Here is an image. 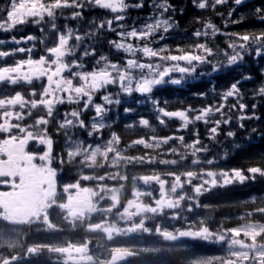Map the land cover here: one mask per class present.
<instances>
[{
  "label": "snow or ice",
  "instance_id": "obj_1",
  "mask_svg": "<svg viewBox=\"0 0 264 264\" xmlns=\"http://www.w3.org/2000/svg\"><path fill=\"white\" fill-rule=\"evenodd\" d=\"M193 3L200 9L206 7L215 8L217 5L227 3V0H193ZM244 3V0H234V4L239 6ZM95 5L100 9L110 10L114 13L112 19L101 20L98 24H94L96 31H88L83 35L79 34L71 27H67L61 31L56 20L58 15L63 14L64 9H72V18H81L82 11L77 9H84ZM131 7H143V2L130 4L126 0H8L6 7H0V31L10 32L18 26H23L28 23L34 25L48 24L56 33V40L54 46L45 47L44 54L40 55L38 59L31 56L32 48L17 47L10 51L0 50V58H7L14 56L16 53H28L26 59H20L10 66H0V84L19 85L20 83H27L32 85L34 81H43L46 78V83H41V91L37 92L33 88L28 96L31 99H26L25 95L16 91L14 95H6L0 97V133H7V137L0 139V186L6 187L8 190H0V221L7 222L13 225H31V224H46L48 229L55 230L57 226L52 224L49 219V210L58 207L64 215V220L70 223L73 227L77 221L83 223L86 219L91 220L93 214H101L102 219L98 223L87 224L88 231L100 230L107 234V238L112 240L115 236H127L133 233H154L159 236L162 241L176 242L180 244L183 238H190L193 240H201L212 243L227 244V257H213L209 260H197L192 264H213V261L219 264H264V222L252 220L251 217L255 214L264 215V206L255 208L246 214L248 219L241 217L244 223L239 226L220 229L218 231L211 230L204 221H199V227H188L187 229L169 230L162 227L161 224H156L154 229L146 226V221L162 217L166 210H172V219L179 218L182 202L192 201L204 192L209 191L212 187L227 186L233 183H244L247 180H254L256 174L264 176V168L249 167L246 175L245 171L239 168H233L228 171L221 170L214 171H185L181 174L169 172L166 175L173 177L170 186L166 189L168 181L162 179L160 175H141L132 177V198L127 199L124 203L122 211L118 210L121 205V195L125 187L121 184L119 188L108 187L102 182L106 179L116 181H127V175H121L119 171L104 175L95 174H81L80 178L74 183L64 184L62 192L57 190V169L51 167L53 162V140L48 134L47 126L51 119H54V109L57 105L65 103L76 105L70 111L63 113L62 121L58 122L57 132L63 131L66 139V157L61 155L58 161L61 165L65 163H73L79 159V164L89 169L96 167H104L105 163L109 166L116 167L122 162L127 165L131 163H152L154 158H147L145 156H127L122 155L117 145L120 143V137L115 133H111V138L103 143H87L78 137L74 138L71 133L72 129H84L87 136L94 135L102 136V131L110 127L105 123L110 108L107 106L116 104L119 105L121 101L114 97L110 92H106L101 97L103 103H95L94 97L101 90H106L110 85H116L121 92L131 95L134 92L141 95L151 94L156 86L168 83L166 80L171 73L179 72L181 74H190L196 71L197 64H212L209 59L214 55L213 48L208 44L198 43L189 45L187 47L177 46L173 54V50L167 46L161 48L151 47L153 38L158 32L167 33L173 28L174 23L171 18H155L152 23H145L142 27L129 26L124 28L122 23H118L121 29L117 32L118 40H110L108 43L117 51H123L131 58H126L121 62H113L106 55H100L99 59L91 71L83 70L85 65L81 60L75 58L74 54L81 46L85 36H95L96 33L107 26L109 31L116 32V28L112 25L114 22H120L125 19L122 13ZM162 9L160 16L167 12L170 5L165 0L164 3L154 5ZM234 11V10H233ZM254 14L264 20V8L257 7L254 9ZM232 16V11L228 13ZM47 18V19H46ZM240 20H233L232 23H240ZM204 28L208 31L197 30L194 35L196 37L211 36L215 37L219 29L211 23V21L204 23ZM44 31V28H41ZM235 40L228 44L232 49V54L227 57V64L233 65L243 59V53L254 51L256 56L264 55V31L259 33H231ZM36 37L29 35L17 39L15 36L11 37L12 42L19 45L22 40L32 41ZM160 40L164 39L163 35L159 36ZM71 40H75V44H70ZM131 40L144 41L141 43H132ZM43 42V41H42ZM6 41L0 39V45L5 44ZM252 45L256 47L252 49ZM198 50V51H197ZM137 54L141 57L157 58L156 62H144L137 59ZM96 49L94 47H85L83 56H95ZM73 57L72 59H68ZM183 62V66L182 63ZM220 67L219 62L212 66L213 71H217ZM250 79V77H243ZM183 79H171L170 83L180 84ZM240 81L232 83L230 87L221 94V100L226 102L229 97L240 96V89L238 87ZM258 94L264 95V86L260 87ZM119 93H116L118 96ZM205 95V93H200ZM39 97L38 99L36 97ZM154 103H156L154 101ZM82 104V107H79ZM19 107L21 111H13L15 107ZM39 107L45 109V115L38 116L32 125L22 126L20 123H12L13 118L17 121L25 119L23 110L27 108V115H32V110ZM225 103L216 105H208L199 109H194L190 105L182 110L167 111L165 108L158 107L160 116L157 117L160 124L165 123L164 117L178 118L182 121V128H187L189 124L196 121L209 122V116L213 113L224 115ZM233 109L237 108L236 104L231 106ZM248 106L244 103H239L238 108L243 113V110ZM253 104L252 108L255 109ZM89 109L94 110V116L91 118V123L88 124L82 118V114ZM125 112L131 109H124ZM189 113H195L190 117ZM255 113L251 116L240 115V121L253 119ZM231 117L223 120H215L214 126L209 129L210 136L215 138L219 126L228 124ZM141 126L149 127L148 119L141 117L138 121ZM132 127V125H127ZM243 128L244 124L241 123ZM17 130L20 135H13L12 130ZM255 131V129H253ZM196 139L191 144H185L184 147L192 149V156L198 152H207L206 146L200 147L201 141L198 132L195 133ZM235 133L227 132V136L232 137ZM172 139L184 141L183 136L174 137H157L155 135L148 139L143 137L132 141L128 145L131 148L133 145H143L145 148H160L161 144H167ZM30 141H36L40 145L46 146V151L43 154L36 152H29L26 146ZM172 152H177V149H170ZM110 154L111 157H110ZM98 158L102 163L98 164ZM183 159V157H182ZM39 160L40 163L36 161ZM162 164H176V160H160ZM193 163H199V160H193ZM212 163L211 160L208 161ZM182 176L185 178L182 180ZM205 176L210 179H205ZM198 179L201 182L194 184L193 180ZM142 181L145 186H151L154 182L158 185V195L152 191H140L136 187V181ZM81 181H95L96 187H86L81 185ZM185 185L191 187L195 196L188 195L183 191ZM178 189L180 192L178 193ZM63 195L65 200L58 201V197ZM150 198V203H144L143 198ZM108 200L110 203L107 206H101V202ZM197 206H199L197 204ZM193 205L188 204L187 211H192ZM115 210V211H114ZM114 214L116 219L110 222V215ZM134 218H139L138 222ZM119 221H124L125 227L119 226ZM243 237V238H241ZM89 241L85 240L82 243H73L67 241L64 246H52L50 244H36L27 246L23 255L20 253L13 254L0 258V264H13V262L20 261L29 256H39L43 249L49 253L61 254L66 257L64 264H118L129 257H137L142 252L146 253H160L164 249L160 247L143 248L139 251L128 247H114L110 252V259L100 260L89 254ZM0 245L15 249L21 247L17 239H13L11 235L6 234L0 230Z\"/></svg>",
  "mask_w": 264,
  "mask_h": 264
},
{
  "label": "trees",
  "instance_id": "obj_2",
  "mask_svg": "<svg viewBox=\"0 0 264 264\" xmlns=\"http://www.w3.org/2000/svg\"><path fill=\"white\" fill-rule=\"evenodd\" d=\"M149 0H143V7L133 14L135 9L129 8V14L133 16H140L148 11L145 6ZM164 3L165 0H158ZM170 5L167 12L163 13L162 17L166 19L171 18L174 23L172 29L166 33L164 38V45L175 52L177 46L187 47L200 43V39L207 41L208 46L212 44L213 50H218V54L212 61V65L219 62L220 67L217 71L212 68L201 69L200 66L196 71L190 74H175L176 79H183L180 84L168 83L156 86L151 94L141 95L140 93H133L128 99H124L122 104L118 106V117L111 122L110 127L104 129L102 132L109 139L111 133L115 132L120 137V143L117 145L121 150L122 155L127 156H145L147 158H154V162L148 163H131L125 165L123 162L116 166H109L107 163L104 167H96L90 170H84L83 173L101 175L103 170L105 173L112 174L117 171L121 175H127V181H112L106 179L107 186H114L119 188L124 184L123 193L121 195V206L126 203L127 199L132 197V177L141 175H160L162 179L168 182L173 180V177L167 176L169 172L181 174L185 171H193L199 169L201 166L203 170L211 171H228L233 168H239L245 171L249 167L264 168V95L258 94L260 87L264 86V55L256 56L254 51L243 53V59L236 64L228 65L227 57L232 54V49L228 44L235 40L231 33H259L264 31V20L259 15L254 14V9L257 7L264 8V0H256L252 3L244 5H235L234 0H227V3L217 5L215 8L206 7L205 9L198 8L193 0H167ZM211 3V0H209ZM234 10V11H233ZM83 15L81 18L73 20L81 21L77 23L72 19L70 24L79 25L81 33L91 31L85 27V24L93 19V12L87 14L85 9H79ZM160 13L162 9L159 10ZM232 11V16L228 13ZM72 14V13H71ZM70 16L68 11H64L61 20H67ZM72 16V15H71ZM244 19L240 23H232L233 20ZM211 22L217 25L224 31L223 34L213 36L196 37L194 33L200 30V27L206 22ZM60 24V23H59ZM84 26V27H83ZM110 31L105 28L100 29L95 37H88L86 40V47L96 49L95 56H89L88 63L97 59L98 55H106L109 58L115 54L114 48L108 43L113 40L110 37ZM100 47V49H99ZM252 49L255 45L251 46ZM198 51V50H197ZM224 53V54H222ZM112 59V58H111ZM198 71V72H197ZM196 73V74H195ZM171 73L169 76H171ZM243 77H250L244 79ZM237 80L240 81L238 87L240 89V96L229 97L226 102L221 100V94L226 91L230 85ZM205 93V95H200ZM154 101L156 103H154ZM225 103L224 115L213 113L209 116V122L196 121L189 124L188 127L182 128V121L178 118L164 117L165 123L160 124L157 119L159 115L158 107L165 108L167 111H176L187 108L189 105L194 109L206 107L208 105H216ZM244 103L248 107L239 110L238 104ZM237 105L233 109L231 106ZM255 104V109L252 105ZM131 109L125 112L124 109ZM255 113L253 119L240 121V115L251 116ZM195 113H189V116H194ZM143 117L150 122L149 127L141 126L138 121ZM231 117L228 124H221L215 138H212L209 129L214 126L215 120H223ZM244 127L241 128L240 124ZM132 125V127H127ZM54 128L51 133V138L54 142V156L58 158V149L60 148L65 136L61 132H57ZM255 129V131H253ZM232 131L234 136H227V132ZM199 134L201 141L200 147L206 146L207 152H198L195 156L191 155L192 149L185 148V144H191L195 139V133ZM83 135V134H81ZM166 137L183 136L184 141L172 139L167 144H161L160 148H145L143 145H133L128 147L132 141L141 137L148 139L151 136ZM170 149H177V152H172ZM111 157V155H110ZM183 157V159H182ZM160 160H176V164H162ZM193 160H199V163L194 164ZM212 163L209 164L208 161ZM63 170L74 175V180L81 174L71 170L68 163L62 165ZM182 179L184 177L182 176ZM200 181V180H198ZM94 181H88L92 184ZM198 183V182H196ZM136 187L139 190H148L149 186H145L142 181H136ZM190 189V186L187 188ZM197 204L200 208L197 211L196 217H203L205 224L212 229H227L239 226L245 221L241 219L244 217L248 219L246 214L253 211L255 208L264 206V176L256 174L254 180H247L244 183H233L227 186L212 187L209 191L204 192L196 198ZM187 201H185L186 203ZM194 207V200L191 201ZM189 214L186 217H189ZM110 222L113 217L110 215ZM252 220L264 222V215L255 214L251 217ZM204 251L209 252L208 247L203 248ZM167 253L160 252L159 256ZM149 255L142 252L137 257H130L127 263L124 264H149Z\"/></svg>",
  "mask_w": 264,
  "mask_h": 264
},
{
  "label": "flooded vegetation",
  "instance_id": "obj_3",
  "mask_svg": "<svg viewBox=\"0 0 264 264\" xmlns=\"http://www.w3.org/2000/svg\"><path fill=\"white\" fill-rule=\"evenodd\" d=\"M8 4V0H0V7H6ZM87 14L93 12V19H90L89 22H95L99 23L101 20H103V13L105 10L100 9L99 7L92 5L89 7L84 8ZM79 10V9H77ZM72 9H70V12L72 13ZM67 19L68 23L73 18L71 16ZM0 15H6L5 13ZM47 19V18H46ZM77 23H81V21L73 20ZM58 26V25H57ZM76 30L79 34L83 35L81 33L79 27L77 25L73 26V23H69V27H71ZM50 25L48 24H41V25H34L32 23L25 24L23 26H18L17 28L11 30L7 33H0V36L11 34V36L8 38L7 43L5 44V47L7 49L12 50L17 47H24V48H32L33 51L31 53V56L34 59H38L40 55L44 54L45 47H51L53 45L52 40H42L41 37H44V31L47 32L49 30ZM41 28H44V31H41ZM66 28V27H65ZM29 35L35 36L36 39L32 41H26L22 40V42L17 45L14 42H12L11 37L15 36L17 39H20L22 37H27ZM50 36L53 38L56 36L54 35V32L50 31ZM110 37L113 38V40H117L115 38V35L113 33L110 34ZM51 39V38H50ZM87 40V39H86ZM86 40L81 43V46L77 49L76 53H81L84 48L86 47ZM43 41V42H42ZM75 40H71L70 44H75ZM100 49V47H99ZM28 56V53H16L14 56L7 57V58H0V66H10L13 65L15 61L20 59H26ZM113 59V57H111ZM109 58V59H111ZM116 62V61H113ZM41 83H46V78L43 79V81H34L32 85H28L27 83H20L19 85H9V84H0V97L6 96V95H14L16 91L22 92L26 99H31L32 97L28 96V93L35 88L37 92L41 91ZM39 98L38 96L36 97ZM13 111H21L19 107H15ZM25 113V119L22 121H17L13 118L11 121L12 123H20L22 126L25 125H32L36 118L38 116H41L42 113L39 109L32 110V115H27V108L23 110ZM82 118H88V115L83 114ZM1 121V120H0ZM2 122V121H1ZM13 135H20V133L13 129L12 130ZM7 133H0V139L6 138ZM42 148V145L38 144L36 141H30L29 144L26 146V150L29 152H36L40 154V150ZM78 161V160H77ZM76 162L68 163L71 167V170H73V165H75ZM37 163H40L39 160L36 161ZM51 167L57 169V190L59 192H62V186L64 184L68 183H74V175L72 173H68V171H64L62 168V165L59 163L58 158L53 159V162L51 164ZM0 190H8L4 186H0ZM65 200V197L61 195L58 197L59 202H63ZM49 219L52 224H55L57 228L55 230L48 229L46 224L39 223V224H25V225H13L9 224L4 221H0V230L4 231L6 234H9V231L15 230L16 231V238L19 241V245L21 247H17L15 249L8 248L6 246L0 245V258L11 256L13 254L20 253L23 255L24 251L26 250L27 246L36 245V244H50L52 246H64L66 245L67 241H72L73 243H79V241L84 242L85 240L88 241L89 239V231L87 230V224L89 223L86 219L83 223L77 221L75 224V227H73L70 223H68L66 220H64V215L66 213L62 212L58 207H53L49 210ZM14 236V235H13ZM64 255L56 254V253H49L46 249L42 250L41 255L39 256H29L26 257L20 261L13 262L18 264H64L63 260Z\"/></svg>",
  "mask_w": 264,
  "mask_h": 264
},
{
  "label": "rangeland",
  "instance_id": "obj_4",
  "mask_svg": "<svg viewBox=\"0 0 264 264\" xmlns=\"http://www.w3.org/2000/svg\"><path fill=\"white\" fill-rule=\"evenodd\" d=\"M159 3H160V1L153 0L150 3V9H149L150 13L145 14L146 15L145 17L143 15H141L140 17L137 16V19H128L127 15H125V13H122V15L125 16V19L123 21H120V22H114L112 25L113 28H116V32L111 31L115 35V38L119 39V37L117 36V32H119L121 30L117 26L118 23H122L124 25V28L128 29L129 26L134 25L137 27H142L145 23H152L155 18L166 19L165 17L160 16V11H159L160 8L154 7V5H158ZM138 8L140 9L141 7H138ZM65 10H67V9H64L63 11H65ZM103 10H105V9H103ZM106 11H107V15L105 14L104 19H112L115 14L111 13L110 10H106ZM56 24L59 25L57 22H56ZM71 28H72V26H71ZM59 29L61 31H64L66 28L63 27V29H62V27L60 26ZM51 30H52L51 27H49V30L47 32L44 31V34H43L44 37H41V39L42 40H48V41L52 40L53 42H55L56 36L54 38L52 36H50ZM54 35H56L55 32H54ZM160 35H161V32H158L156 34V36L153 38V42L150 45L151 47L158 49V46L160 43V39H159ZM130 42H132L134 44L135 43H141V44L144 43V41H136V40H131ZM5 44L0 45V50L7 51L6 48L3 47V46H5ZM51 46H54V43ZM124 54L127 55L126 58H131L130 56H128V54H126V53H124ZM126 58H124V60ZM136 58L141 59L144 62H153V61L156 62L157 61V58H152L151 61H148V58L141 57L140 54H137ZM68 59L70 60V59H72V57H69ZM121 64H123V62H121ZM93 66L91 68H88L85 65L83 70L91 71ZM171 79H174V78H171V77L166 78V80H168V81H170ZM106 92L112 93L114 95V97L119 99L121 102L124 100V98H126V96H129V95L121 92L120 89L118 88V86L110 85V86H108V88L106 90H101L100 92H98L95 95L94 102L95 103H103V101L101 100V97L103 95H105ZM116 93H119V95L116 96ZM113 105H116V104H113ZM113 105L107 106L110 108L108 115H111V108H113L112 107ZM86 113H88V119H87V122L86 121L85 122L90 124L91 118H92V116H94V110L89 109L86 112H84L83 114H86ZM62 119H63V115H61V117H60L61 121H62ZM105 123L108 124L107 117L105 118ZM106 140H108V139H105L104 141H106ZM110 155H112V154H110ZM79 159H81V158H79ZM79 159L77 161L79 169L86 168V167H83L79 164ZM102 162L103 161L100 160V163H102ZM199 172H201V171H199ZM104 174H105V170H103V173L101 175H104ZM205 178L210 179L206 176H205ZM195 180H198V179H195ZM193 182H194V180H193ZM102 183L106 185V180L103 181ZM81 185L86 186V187L95 188L96 182L94 181V183H92V184H85V183L82 184L81 183ZM108 187H110V186H108ZM110 188H112V187H110ZM156 195H158V193ZM157 198H159V195L157 196ZM143 202L144 203H150L151 200L149 198L145 201L143 200ZM109 203H110V201H108V200L102 201L101 206H107ZM189 203H191V201H187L186 203L182 202L181 208L178 210L181 213L179 218L172 219L171 218L172 210H166L164 216L156 217L155 219L147 220L146 226L150 229H154L156 224H161L162 227H166L169 230L187 229L190 226L193 228H198L200 226L199 221H201V220L203 221V219H202L203 217L201 218L198 216V217L191 218V221L187 220L186 215H188V213H189V211H187V207H188ZM183 207L185 209H182ZM111 216L113 217V219H116L114 214H112ZM102 218L103 217L101 214H98V213L93 214V216L91 217V220L90 221L88 220V222L98 223V222H100V220ZM134 219L136 220V222H138V220H139V218H134ZM119 223H122L121 225H119L120 227L128 226L125 224L124 221H119ZM210 229L213 230L212 228H210ZM213 231H218V229H214ZM144 234L145 235H142V233L141 234L140 233H133V234H129L127 236H124V235L115 236L112 240H109L107 238V234L100 231V230L90 231V236L88 239V241H89V243H88L89 254H91L94 257V259L99 258L100 260H107V259H110V252H111V249L114 247H128L131 249L160 247V248L164 249L165 252L166 251H172V250H183V253H182L183 256L181 258H179L178 261H177V259H172L171 261H169V263H175V264H192L193 261H197V260H209L213 257H225V258L227 257V253H228L227 244L205 242V241H201V240H193L190 238H183V242L180 244H177L176 242L162 241V239L159 236L155 235L154 233H144ZM9 235H11L12 238H16V231L15 230L9 231ZM241 238H243V237H241ZM79 243H81V241H79ZM204 246H212V247L218 248V254H215L214 252H212V253L202 252L201 248H203ZM65 259H66V257L64 256L63 260L65 261ZM129 259H130V257L124 261H121V263L122 262L127 263V260H129ZM151 259L153 260L154 258H151ZM13 264H17V263H13ZM69 264H71V262H69ZM213 264H219V262L213 261Z\"/></svg>",
  "mask_w": 264,
  "mask_h": 264
},
{
  "label": "water",
  "instance_id": "obj_5",
  "mask_svg": "<svg viewBox=\"0 0 264 264\" xmlns=\"http://www.w3.org/2000/svg\"><path fill=\"white\" fill-rule=\"evenodd\" d=\"M245 1H251V0H244V2H245Z\"/></svg>",
  "mask_w": 264,
  "mask_h": 264
}]
</instances>
